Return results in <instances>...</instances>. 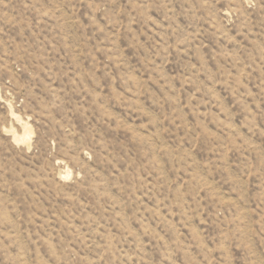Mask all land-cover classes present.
I'll use <instances>...</instances> for the list:
<instances>
[{
    "label": "rangeland",
    "instance_id": "1",
    "mask_svg": "<svg viewBox=\"0 0 264 264\" xmlns=\"http://www.w3.org/2000/svg\"><path fill=\"white\" fill-rule=\"evenodd\" d=\"M0 264H264V0H0Z\"/></svg>",
    "mask_w": 264,
    "mask_h": 264
}]
</instances>
